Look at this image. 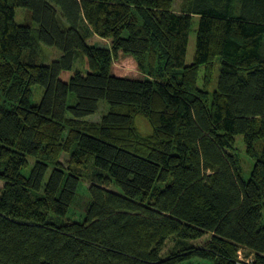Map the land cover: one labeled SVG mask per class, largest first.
Masks as SVG:
<instances>
[{
	"label": "trees",
	"instance_id": "16d2710c",
	"mask_svg": "<svg viewBox=\"0 0 264 264\" xmlns=\"http://www.w3.org/2000/svg\"><path fill=\"white\" fill-rule=\"evenodd\" d=\"M173 5L0 0V264H264V0ZM41 48L58 55L40 62ZM119 53L144 78L113 76Z\"/></svg>",
	"mask_w": 264,
	"mask_h": 264
},
{
	"label": "rangeland",
	"instance_id": "374dc122",
	"mask_svg": "<svg viewBox=\"0 0 264 264\" xmlns=\"http://www.w3.org/2000/svg\"><path fill=\"white\" fill-rule=\"evenodd\" d=\"M183 2V0H174V5L173 9L175 12H178L180 10V5ZM24 11L17 9L16 10V17L15 20L18 23H21L24 21ZM198 26V19L195 18L193 20L192 26H191V31L189 33V39H188V46H187V51H186V57H185V64L189 65L193 62V57H194V51H195V38H196V30ZM90 44H95L96 46L99 47H105L109 45V41L100 39L98 37H93L92 39L89 40ZM57 52L54 51L53 49L49 48H41L40 56L38 61L40 62H45L49 63L53 59L57 57ZM219 64L215 66V74H214V80L213 83L210 82L209 84V91L212 93L215 89L216 85V78L218 75V70H219ZM81 68V67H79ZM203 69L200 70L199 76L202 77ZM111 74L113 76L119 77V78H124V79H136V80H141L144 78L143 75L140 74L139 68L135 62V60L130 57V56H124L121 53H119L118 57L114 60L112 67H111ZM41 89L37 86H34L32 88V98L31 102L32 104H37L40 100L41 97ZM72 100V95L69 94L68 102ZM108 111V106L106 102L102 101L100 102L98 109L95 114L90 115L88 117L83 118V120L87 123H94L96 124L97 122L100 121L101 117L105 115ZM135 126L137 127L138 131L141 132L142 134H149L151 132V126L149 123L143 119L141 116H138L135 118ZM236 153L239 155L240 159V166L242 169V178L244 181H246L249 177V172L252 168L253 160L249 159L245 152H244V146L242 143V138L238 136L236 138ZM67 155H63L60 157V160L62 162H66L68 158L66 157ZM50 173V169L48 170L44 182H46L48 176ZM3 184L0 182V189L2 188ZM112 188V186H111ZM89 194H88V183L81 180L79 183V187L77 190V197L75 198V201L71 208L69 209V212L67 214V219L71 221H76V222H82V219L84 217V209L85 206L88 202ZM261 226L264 228V210L262 211V219H261ZM168 247V245H167ZM252 258H244L243 254H239V261L241 264H250Z\"/></svg>",
	"mask_w": 264,
	"mask_h": 264
}]
</instances>
